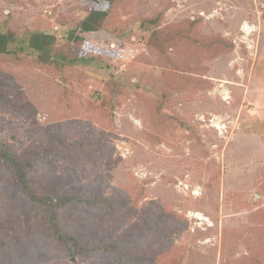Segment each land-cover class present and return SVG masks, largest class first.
<instances>
[{
  "label": "rangeland",
  "instance_id": "1",
  "mask_svg": "<svg viewBox=\"0 0 264 264\" xmlns=\"http://www.w3.org/2000/svg\"><path fill=\"white\" fill-rule=\"evenodd\" d=\"M94 10L104 28L70 42ZM0 31L78 56L0 57V147L80 201L65 232L115 245L69 254L1 169L0 264H264V0H0Z\"/></svg>",
  "mask_w": 264,
  "mask_h": 264
},
{
  "label": "trees",
  "instance_id": "2",
  "mask_svg": "<svg viewBox=\"0 0 264 264\" xmlns=\"http://www.w3.org/2000/svg\"><path fill=\"white\" fill-rule=\"evenodd\" d=\"M113 1V0H109ZM107 11L94 10L90 12L82 21L73 26L67 33V39L73 43H81L84 38L80 34L94 33L104 28L107 19ZM154 43H159L156 34L153 36ZM59 42V39L52 34L43 32H34L30 34L17 35L14 32L0 31V57L10 53H36L39 59L43 61L68 62L76 63L78 56L69 58L65 54H51L52 48ZM84 61V59H82ZM36 164L32 161H26L20 155L12 152L7 147H0V170H7L12 185L16 191L31 205L35 210L37 227L40 231L51 239L58 246L68 249V253L94 255L100 249L106 252L112 251L114 244L104 245L95 240V237L101 238L98 232L87 233L89 239L80 240L75 234L65 232L59 224V211L79 200H75L73 196L61 195L59 193H50L39 189V181L32 178L31 173ZM95 196V195H94ZM91 199V198H90ZM100 199V200H98ZM92 209L95 206L98 210H103L107 215L111 216L117 212V208L112 206L103 196L97 195L86 204ZM39 231V232H40ZM82 242V245L80 244ZM142 259V260H141ZM141 261L136 264H155V257L143 256Z\"/></svg>",
  "mask_w": 264,
  "mask_h": 264
}]
</instances>
